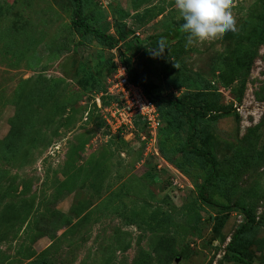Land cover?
I'll return each mask as SVG.
<instances>
[{
  "label": "rangeland",
  "instance_id": "rangeland-1",
  "mask_svg": "<svg viewBox=\"0 0 264 264\" xmlns=\"http://www.w3.org/2000/svg\"><path fill=\"white\" fill-rule=\"evenodd\" d=\"M86 1L87 23L107 35L119 23L145 39L181 19L174 0ZM262 8L232 0L233 29L170 62L211 83L229 116L192 134L167 108L157 141L140 129L127 142L96 103L117 49L81 43L72 0H0V264H239L224 260L245 220L236 203L264 216V43L247 53L243 40ZM133 68L168 99L200 91L171 86L156 58ZM21 115L31 125L12 154L3 141ZM192 149L211 155L225 193L201 196L212 164ZM248 261L264 264V229Z\"/></svg>",
  "mask_w": 264,
  "mask_h": 264
},
{
  "label": "trees",
  "instance_id": "trees-1",
  "mask_svg": "<svg viewBox=\"0 0 264 264\" xmlns=\"http://www.w3.org/2000/svg\"><path fill=\"white\" fill-rule=\"evenodd\" d=\"M73 15L71 18V29L80 37L81 43L98 42L100 45L117 49L121 63L127 68L129 78L132 82L141 86L146 95L155 101L159 107L162 122L164 109H172L176 113L184 116L188 125V130L194 134L198 127L207 121H216L230 115L220 107V95L215 87L205 79L197 76L178 71L176 67L171 66V61H177L185 55L186 33L181 31V25L184 23L182 18L173 22L165 31L156 33L141 39L134 32L126 30L117 23V35H107L102 31L96 30L87 23V19H93L92 13L86 14L88 9L86 0H72ZM166 38V50L160 56H154L152 50L156 49L157 41L160 38ZM247 43V53L255 51L257 47L264 43V0L263 8L259 13L257 21L253 24L252 30L245 37ZM175 46L176 52L170 53L171 47ZM241 48V45H240ZM148 58H156L159 69L164 80L169 79V84L176 89H182L186 83H193L199 86L200 91L197 93L185 94L184 96L168 99L158 92V86L147 82L133 68L134 60L144 61ZM176 74V76L174 75ZM172 76V79H171ZM174 76V77H173ZM31 125V119L21 115L12 123L11 131L7 139L3 141L4 147L10 153H16L19 149V142L26 136ZM144 129V128H143ZM145 130V129H144ZM122 139V138H121ZM252 145L249 144V151ZM192 155L203 157L211 161L210 171L201 187V196L203 191L211 186L217 187L223 193L228 189V180L225 176H217V169L214 166L213 159L209 153L202 150L192 149ZM212 182V183H211ZM236 206L244 214L243 225L234 233L233 238L226 249L224 260L226 262H236L239 264H252L248 261V251L251 244L255 241L260 231L264 229V216L257 218L251 209L246 205L236 203ZM219 226L223 225V219L217 218ZM31 264H48L47 261H35Z\"/></svg>",
  "mask_w": 264,
  "mask_h": 264
},
{
  "label": "built area",
  "instance_id": "built-area-1",
  "mask_svg": "<svg viewBox=\"0 0 264 264\" xmlns=\"http://www.w3.org/2000/svg\"><path fill=\"white\" fill-rule=\"evenodd\" d=\"M98 97L97 106L111 135L129 142L135 139L136 133L141 135L138 130L144 128L152 141H157L163 128L159 107L141 86L130 80L128 70L121 62L117 64L111 87Z\"/></svg>",
  "mask_w": 264,
  "mask_h": 264
},
{
  "label": "clouds",
  "instance_id": "clouds-1",
  "mask_svg": "<svg viewBox=\"0 0 264 264\" xmlns=\"http://www.w3.org/2000/svg\"><path fill=\"white\" fill-rule=\"evenodd\" d=\"M175 8L184 21L181 31L186 33V45L214 39L234 26L231 14L232 0H174ZM154 56H160L166 50V38H160Z\"/></svg>",
  "mask_w": 264,
  "mask_h": 264
}]
</instances>
